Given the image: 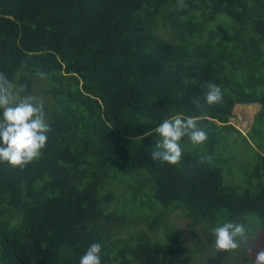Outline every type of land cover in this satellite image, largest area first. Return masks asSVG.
<instances>
[{
  "label": "trees",
  "instance_id": "16d2710c",
  "mask_svg": "<svg viewBox=\"0 0 264 264\" xmlns=\"http://www.w3.org/2000/svg\"><path fill=\"white\" fill-rule=\"evenodd\" d=\"M0 73L51 126L40 157L0 163V264H79L94 242L102 264H192L225 220L264 239V0H0ZM254 104L242 135L232 109ZM176 114L207 140L154 161Z\"/></svg>",
  "mask_w": 264,
  "mask_h": 264
},
{
  "label": "clouds",
  "instance_id": "9594fccd",
  "mask_svg": "<svg viewBox=\"0 0 264 264\" xmlns=\"http://www.w3.org/2000/svg\"><path fill=\"white\" fill-rule=\"evenodd\" d=\"M46 75L40 73L41 77ZM207 88L204 97L207 104L223 100V91L219 85L209 83ZM50 128L43 100L31 94L19 95L8 77L0 73V163L23 167L40 157ZM155 132L158 139L152 148L151 157L154 161L169 165L181 161L184 137H188L194 145L202 144L208 137L195 117H182L181 114L163 119L155 127ZM210 231L217 252H237L255 239V234L249 231L244 222L234 220L218 223ZM102 251L103 245L100 242L90 244L79 258V264H102ZM252 264H264V249L255 252Z\"/></svg>",
  "mask_w": 264,
  "mask_h": 264
},
{
  "label": "rangeland",
  "instance_id": "374dc122",
  "mask_svg": "<svg viewBox=\"0 0 264 264\" xmlns=\"http://www.w3.org/2000/svg\"><path fill=\"white\" fill-rule=\"evenodd\" d=\"M260 105H235L232 109V118L230 124L238 129L242 135H248L256 113L259 111ZM173 223L178 226L179 236L182 241L188 245H198L194 235L191 234V229L186 227V220L180 217H173ZM197 230V229H196ZM198 232V230L196 231ZM200 233V232H198ZM202 243L204 248L196 249L194 252V261L192 264H252L254 260L255 252L264 249V239L257 235L254 240H250L248 246L244 247L242 254L240 253H228L227 251H219L214 247V243L206 242L207 235L201 233ZM248 258V260H244Z\"/></svg>",
  "mask_w": 264,
  "mask_h": 264
}]
</instances>
